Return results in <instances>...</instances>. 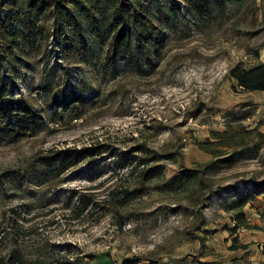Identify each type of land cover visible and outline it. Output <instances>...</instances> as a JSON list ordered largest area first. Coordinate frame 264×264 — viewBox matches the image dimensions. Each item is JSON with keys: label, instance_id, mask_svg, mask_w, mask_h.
I'll list each match as a JSON object with an SVG mask.
<instances>
[{"label": "rangeland", "instance_id": "1", "mask_svg": "<svg viewBox=\"0 0 264 264\" xmlns=\"http://www.w3.org/2000/svg\"><path fill=\"white\" fill-rule=\"evenodd\" d=\"M31 1L0 0V99L40 122L19 140L0 135V232L15 220L29 257L62 264H264V92L230 77L264 63V0H216L205 19L182 0L140 6L165 44L115 68L106 2ZM228 128L243 149L219 145ZM208 142L227 163L204 168L218 159ZM98 144L101 157L66 169L41 162ZM243 198L249 227L231 233ZM11 246L0 240V256Z\"/></svg>", "mask_w": 264, "mask_h": 264}, {"label": "trees", "instance_id": "2", "mask_svg": "<svg viewBox=\"0 0 264 264\" xmlns=\"http://www.w3.org/2000/svg\"><path fill=\"white\" fill-rule=\"evenodd\" d=\"M42 0H32V5H39ZM61 0L57 3L61 4ZM97 4L107 3L112 9L111 14V33L112 38L108 52L105 57L108 67H116L118 62L130 61L138 56H144L147 51L153 50L154 54L159 55L165 44V38H155L152 33H149L150 20L145 14H140L138 7L151 9V5L156 0H94ZM190 10V12L198 19L210 18L213 13V6L217 3L216 0H182ZM228 1V0H223ZM242 1V0H234ZM76 3L82 6L83 11H88L80 0H75ZM174 7V5H172ZM145 8V9H146ZM172 15L176 14L174 8L170 9ZM159 29V28H157ZM152 31V30H151ZM161 34V33H159ZM230 77L235 81L238 88L247 92H264V63L252 69L245 68L242 64L236 65L230 70ZM78 104H84L83 98L77 97ZM39 114L28 105L20 103L9 98L0 99V135L7 138L18 139L25 137L29 132L35 130L39 125ZM216 138H223L224 142L219 144L222 148L238 149L245 146V134L234 131L228 128L223 133L214 134ZM211 142L202 145V150L210 153L213 157L218 158L216 161L207 164L205 169H212L216 166L223 165L228 161L219 159L218 152L209 147ZM243 149V148H242ZM108 147L105 144L90 145L81 149L65 148L52 152L48 156L41 158L44 165H57L59 168H68L79 160H94L106 153ZM130 153H125L127 156ZM147 162L140 160L136 162L137 167L145 166ZM194 176H188L189 179H194ZM178 177H173L170 182H175ZM257 187L263 189L264 183L258 184ZM77 193L73 192L69 197L73 200ZM92 204L91 199H82L79 202L77 210L84 212ZM247 205L245 198L239 199L232 204L234 228L231 233H236L240 228H248L249 224L245 216V206ZM11 213L15 214L14 210ZM19 225L15 222L10 223V226H3L0 232V240H10L12 246L10 251L0 256V264H62L63 257L47 261L40 257L34 258L28 256L23 249L24 240L20 236Z\"/></svg>", "mask_w": 264, "mask_h": 264}]
</instances>
